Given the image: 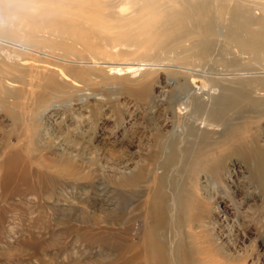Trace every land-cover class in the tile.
<instances>
[{
  "label": "bare ground",
  "instance_id": "6f19581e",
  "mask_svg": "<svg viewBox=\"0 0 264 264\" xmlns=\"http://www.w3.org/2000/svg\"><path fill=\"white\" fill-rule=\"evenodd\" d=\"M15 1L22 4L0 0V110L15 121L23 119L17 110H22L18 101L25 99L31 120L39 117L47 127L49 111L84 102L88 86H106L111 79L106 78L101 63L113 79L122 76L129 83L123 91L138 100L152 98L154 74L164 71L173 77L180 96L169 111L178 125L164 134L156 133L162 144L149 158L152 163L160 158V176L150 185L139 169L114 182L116 189L126 190L138 207H144L143 216L130 221L125 213L110 214L95 203L90 213L81 214L78 223L83 228L77 240L110 246L123 264H186L181 212L198 189L197 176L203 172L200 157L212 147L226 152L207 167L214 178L224 169V161L234 156L245 162L249 153H256L236 146L228 152L233 133L241 129L238 122L243 114L259 121L264 131V0ZM115 58L132 61L117 66L110 62ZM78 61L86 66L76 68ZM141 73V80L128 81L127 76ZM234 74L246 77L228 82L225 77ZM218 76L224 78L218 81ZM30 141V145L39 144L32 136ZM77 157L62 152L60 162L46 167L37 164V170L48 169L38 172L48 173L52 188L65 177L77 186L86 179L74 164ZM20 158L13 152L2 158L0 187L15 182ZM11 192L16 196L20 191L17 187ZM101 211L106 229L116 226L120 234L94 231L100 224L96 213ZM173 214L175 218L170 217ZM6 215L0 210V235ZM140 219L143 231L136 232L134 239L131 222ZM171 229L177 233L175 241L167 240Z\"/></svg>",
  "mask_w": 264,
  "mask_h": 264
},
{
  "label": "rangeland",
  "instance_id": "374dc122",
  "mask_svg": "<svg viewBox=\"0 0 264 264\" xmlns=\"http://www.w3.org/2000/svg\"><path fill=\"white\" fill-rule=\"evenodd\" d=\"M117 59L110 62L123 66L132 61ZM78 62L81 63L74 64L76 68L86 66ZM100 66L105 68L106 78L111 79L104 83L106 86L103 83L88 86L85 88L88 99L84 102L49 111L47 127L39 117L31 120L26 108L29 102L25 99L27 102L18 101L21 120L15 121L0 110V162L11 152L21 157L15 184L0 187V210L7 213L0 235V264H123L119 253L110 246L78 241L83 228L78 221L83 212L90 213L96 208L95 203L107 213H125L130 221L136 215L143 216L144 207H138V202L130 198L126 190L116 189L114 182L139 169L145 172L147 184L151 185L154 177L160 176L157 164L160 158L155 163L149 158L162 144L157 132L164 134L178 125L170 119L169 108L177 104L180 93L173 87V77L168 78L167 73L160 71L151 78L154 79L150 89L152 98H130L123 91L129 83H124L122 76L113 79L110 73L108 75L106 64ZM240 76L234 74L225 78L230 82ZM141 77L142 73L127 76L128 81H138ZM217 78L221 81L224 77ZM243 115L238 122L241 129L233 133L228 152L236 146L247 152L252 148L256 153H249L245 162L234 156L224 161V169L213 178L207 167L214 166L218 157L222 159L226 152L212 146L203 152L199 159L203 172L197 176L198 189L181 212L185 216L181 233L186 244V264H264V131L258 126L259 121L245 117L247 113ZM261 120L264 126V118ZM30 136L39 143L40 149L30 145ZM62 152L68 156L78 155L74 164L86 179L76 186L69 177L61 178L60 184L52 188L48 173L42 174L48 169L37 170L36 165L46 167L60 162ZM87 186L90 188L85 189ZM17 187L20 192L16 197L11 189ZM81 187L84 189L80 191ZM146 191L148 193L149 188ZM102 195L106 199L99 198ZM46 207L52 209L45 210ZM103 211L96 213L100 224L94 231L119 233L116 226L106 229ZM170 217L175 218V215ZM137 221L131 222L132 227L135 225L134 239L144 225L141 219ZM175 233L171 229L167 240L175 241Z\"/></svg>",
  "mask_w": 264,
  "mask_h": 264
}]
</instances>
